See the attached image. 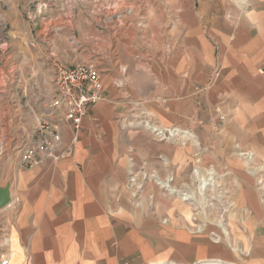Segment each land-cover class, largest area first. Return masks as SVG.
<instances>
[{"label": "rangeland", "instance_id": "rangeland-1", "mask_svg": "<svg viewBox=\"0 0 264 264\" xmlns=\"http://www.w3.org/2000/svg\"><path fill=\"white\" fill-rule=\"evenodd\" d=\"M231 1L237 18L203 20L200 12L209 16L215 7L203 0H0V141L8 143L6 154L20 153L31 140L44 104L52 101L55 61L92 62L101 70L111 59L120 66L121 33L113 31L126 24L125 13H136L138 61L152 63L154 72L158 65H180L182 58L190 65L188 92L178 86L169 94L142 100L124 91L128 103L116 118L121 129L143 130L153 141L156 156L151 161H138L130 148L125 166L131 202L145 217L142 238L151 246L173 247L181 258L196 263V253L187 255L196 238L178 233L184 221L197 231L208 229L212 240L222 242L246 233L247 225L253 228L258 258H264V100L260 93L237 98L222 80V63L229 61L222 49L239 39L236 30L252 22L253 37L260 42L264 18L252 21L245 13L261 11L263 4ZM218 10L223 11L220 5ZM212 28L225 35H210ZM48 54L51 58L45 61ZM201 66L210 69L201 75ZM119 70L113 84L121 91L126 85ZM149 125L166 134L157 135ZM142 171L163 180L172 177V191L150 179L141 188L132 186L133 176ZM180 194L189 199L184 201ZM3 214L0 211L1 222ZM249 245L230 244L244 254Z\"/></svg>", "mask_w": 264, "mask_h": 264}, {"label": "crops", "instance_id": "crops-1", "mask_svg": "<svg viewBox=\"0 0 264 264\" xmlns=\"http://www.w3.org/2000/svg\"><path fill=\"white\" fill-rule=\"evenodd\" d=\"M131 1L121 0L128 4ZM253 1L257 6L263 4L261 11L245 13V19H263L264 0ZM231 3V0H203V4L215 7L209 16L203 11L199 17L203 20L237 18ZM219 5L222 12L218 10ZM135 14L125 13L122 17L126 24L114 31L112 28L116 26L111 28L115 34L119 30L121 33V65H118L120 61L109 59L107 68L101 69L105 98L84 117L74 152L58 161L47 159L32 167L22 165L18 152L0 157V186L10 184L12 196L11 204L0 210L4 212L9 238L8 245L2 248L0 231V252L9 255L10 264H104L105 260H112L109 264H128L126 261H133L131 264H264V258H258L254 247L253 228L247 225H243L246 233L225 237L222 242L212 240L208 229L197 231L194 224H189L192 222L184 221V229L178 233L190 240L196 238L195 245L187 247V255L196 253V263L181 258L173 247L167 250L166 246H151L142 238L145 217L131 202L125 166L130 148L138 161H151L155 155L153 141L143 130L121 129L116 118L128 103L124 91L130 98L142 100L159 92L169 94L178 86L181 92H188L190 65L182 58L180 65H158L154 74L152 63L138 61ZM253 29L252 22L240 27L235 32L239 39L222 49L229 53V61L222 63V80L229 82L237 98L251 99L260 93L264 100V29L258 30L259 43L253 37ZM210 35L225 34L212 28ZM126 36H130L128 42ZM50 58L48 54L44 59ZM119 69L121 84L126 85L121 91L113 84L114 78L120 75ZM209 69L201 66L198 70L203 75ZM40 96L37 98L41 99ZM55 112L56 116L46 103L40 114L56 122L64 142L68 143L71 131L60 121L63 112ZM186 219H189L188 211ZM235 225L242 227L237 222ZM210 229L220 232L219 227L210 226ZM232 243H245L250 251L245 254L233 251Z\"/></svg>", "mask_w": 264, "mask_h": 264}, {"label": "built area", "instance_id": "built-area-1", "mask_svg": "<svg viewBox=\"0 0 264 264\" xmlns=\"http://www.w3.org/2000/svg\"><path fill=\"white\" fill-rule=\"evenodd\" d=\"M53 83L54 96L49 107L55 116L57 114L55 111L63 112L59 118L69 127L71 138L68 143H65L56 122L48 116L40 115L31 140L20 147V160L25 167L39 165L47 159L58 161L62 157L72 154L79 141L84 117L91 107L105 98L101 70L92 62L68 65L60 60L55 61ZM149 127L157 135L166 134V131L161 127L157 129L159 126L149 125ZM7 144L6 141H0V157L6 154ZM148 179L155 181L166 190L172 188V177L163 180L154 174L143 171L139 172L137 176H133L130 182L132 186L141 188ZM2 209L4 208H0V210ZM0 231L3 239L1 247L3 248L9 243L5 221L0 223ZM0 264H10V257L6 252H0Z\"/></svg>", "mask_w": 264, "mask_h": 264}, {"label": "water", "instance_id": "water-1", "mask_svg": "<svg viewBox=\"0 0 264 264\" xmlns=\"http://www.w3.org/2000/svg\"><path fill=\"white\" fill-rule=\"evenodd\" d=\"M12 202L10 184L5 187L0 186V208H5Z\"/></svg>", "mask_w": 264, "mask_h": 264}, {"label": "bare ground", "instance_id": "bare-ground-1", "mask_svg": "<svg viewBox=\"0 0 264 264\" xmlns=\"http://www.w3.org/2000/svg\"><path fill=\"white\" fill-rule=\"evenodd\" d=\"M134 122H130L129 124H130V126H134V124H133ZM138 123V122H137ZM136 124V123H135ZM160 127H157V129H159ZM177 132V131H176ZM186 134H188L189 132L187 131V132H185ZM189 134H191V133H189ZM177 135V134H176ZM189 138H191L190 136H189ZM192 139V138H191ZM173 193V192H172ZM180 197H182V199L184 200V201H187L188 199H189V197L188 196H185V195H182V194H180L179 195ZM214 250V249H213ZM216 251V250H215ZM214 263V262H213Z\"/></svg>", "mask_w": 264, "mask_h": 264}]
</instances>
